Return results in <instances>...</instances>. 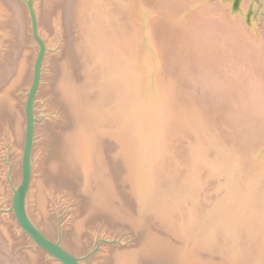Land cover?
Returning a JSON list of instances; mask_svg holds the SVG:
<instances>
[{
	"label": "bare ground",
	"instance_id": "1",
	"mask_svg": "<svg viewBox=\"0 0 264 264\" xmlns=\"http://www.w3.org/2000/svg\"><path fill=\"white\" fill-rule=\"evenodd\" d=\"M134 1L138 3L134 6L138 9L140 6L139 10L143 13L140 17L143 21L144 40L145 31H151L152 25L155 47L151 54L157 60L152 62L148 59V66L155 69L149 75L137 73L141 75L138 77H135L132 70L137 65L134 61L129 62L131 73L127 77V83L122 76L125 73L127 59L124 60V57L129 54L128 49L123 58L119 59L117 39L114 40L113 50L109 49L110 41L106 40L107 35L110 36L106 32L110 33L112 30L109 27L112 16H119L123 11L119 5L121 1L3 0L7 17L0 24L6 31L10 23L13 25L10 33H3L11 44L6 55L4 54L5 59L0 55V88L7 83L0 89V137L5 128L9 127L13 152L18 155V149L23 148L25 158L22 164L24 181L14 197V205L17 207L14 209L15 215L0 218V264H12L9 263L12 257L17 260L13 264H31L30 260L33 264H50L48 250L44 245L67 256L59 244L47 239L44 232L41 233L34 225L35 221L50 235L57 232L54 218L49 212L50 201L46 193L49 188L65 192L73 206L75 218L64 231L66 247L87 248V230L99 225L115 233L121 231L119 239L122 236L127 239L125 244L117 242L118 245L109 246L96 254L91 259L96 264H264V217L262 212L250 208L251 200L255 198V189L252 187L248 191L249 188L246 187L242 171L244 162L228 161L229 158L226 157L228 160L223 163L224 156L217 159V155H210L206 147V142H211L217 133V127L232 131L231 124H237L239 120L238 117H235L237 120H231L232 114H227L225 108H222L223 104L229 106L228 101L231 102L233 107L230 110L233 112V108L245 109L256 100L264 103V58L259 51L260 47L254 43V38L245 37L236 31L229 41L230 45H234L236 57L231 47L217 53V59H214L215 53L210 54V62L206 64L208 67L204 69L203 77L192 78L185 70V62L177 61L171 52H175L180 44H199L198 39L202 35H206L207 40L214 44H210L213 48L221 38H225L227 24L222 23L218 15L215 19H210L209 7L199 8L188 15L184 12L178 20L171 14L173 8L167 5L170 0L160 3L159 10H163V14L151 18L154 11L141 6L142 0ZM237 1L228 0V5L235 6ZM171 2L175 7L174 1ZM241 6L238 7L242 9V19L246 18L250 31L255 34V24L249 19L250 14L248 16L242 12ZM131 8L135 9L133 6ZM246 11L253 12L252 4H249ZM9 17L11 22H7ZM147 19L150 20L149 26L145 24ZM136 26L140 25L137 23ZM42 31L47 41L53 42L58 36L59 45L57 50H53L54 54L47 57V69L39 83V63L46 53L45 40L41 38ZM76 33L79 43L77 40L71 41V36ZM124 35L126 33L122 37ZM132 41L131 38L125 40L131 53L134 49ZM240 41L246 42V46H242ZM36 44L37 56L32 63L34 53L31 47ZM162 54L167 55L164 63L161 62ZM76 55L81 64L88 66L87 69L78 68ZM88 59L92 61L91 64L87 63ZM237 60H244V65L247 66L242 81L234 73L239 68ZM162 64L163 71L159 81L156 74L160 72ZM225 66L227 70H231L227 75L222 70ZM32 71L31 94L27 97V106L24 108L19 95L29 83ZM82 74L86 77H82ZM192 80L207 83L206 92L210 91L209 84L214 85L210 92L215 96L204 97L203 91L192 85ZM37 86V97L45 101L51 114L50 120L44 121L41 126L44 151L35 166L39 176L31 182L29 190L25 191L29 183L33 127L30 102ZM184 87L198 94L187 97V104L195 110L201 107L203 111L211 112V117L200 118L198 112L193 117L183 116L178 112ZM147 94L152 96L151 101L146 99ZM200 97L206 99H202L200 103ZM147 101L153 102L156 111L152 119L144 112ZM217 101L220 103L217 104ZM212 107L215 111H212ZM25 122L28 123L26 129ZM74 124L82 126L83 132L85 131L82 140L76 136ZM214 129L216 130L213 131ZM188 131L194 134V140L188 141L187 156L182 158L176 150L179 148V138H183ZM113 134L121 138L117 142L123 148L128 146L127 155L132 158H129V163L132 165V174L136 171V208L125 197L112 190V180L116 177L117 184L123 185L124 177L116 171L112 172L110 165L108 168L103 165L102 141L104 137ZM109 148L105 146L106 151ZM218 150L223 154L228 152L221 147ZM137 156L152 158L140 164L136 162ZM121 163L123 164V160ZM182 169L187 175L183 174ZM118 172H122L121 168ZM222 174H230L233 179L227 184H220L225 193L213 203L211 209L200 214L189 206L196 203L198 198L193 197L194 200L187 202V195L195 196L197 191L200 193L206 186L204 182L208 177ZM214 189L219 193L222 187L215 186ZM5 190L6 187L0 180V194ZM20 191L24 193L22 199L19 197ZM182 205L189 212V225L182 214ZM177 211L181 219L177 222L179 235H176L184 237L183 243L178 241L174 233L171 235L165 231L167 224L174 225ZM25 224L44 245L29 247L27 235L14 229ZM22 230L25 233L28 231L24 227ZM228 231L233 235L226 238ZM189 237L193 238L192 242H189ZM209 238L217 246L219 241L231 242L226 248L228 253L220 245L209 250L207 245L202 244V241L209 244ZM255 248L259 252H255L256 258L252 263L250 255ZM17 251L26 255L17 258ZM216 255L220 260L215 261L213 257ZM224 258L226 261H221ZM69 260L71 264H79V260Z\"/></svg>",
	"mask_w": 264,
	"mask_h": 264
},
{
	"label": "rangeland",
	"instance_id": "2",
	"mask_svg": "<svg viewBox=\"0 0 264 264\" xmlns=\"http://www.w3.org/2000/svg\"><path fill=\"white\" fill-rule=\"evenodd\" d=\"M119 1H121L119 5L123 9V11H122L121 15H119V16H114V17L112 16V21L109 24V27L112 28V30L110 31V33H109V31H108V33L105 31L106 34H110V36L107 35V39L106 38L105 39L108 40V42L110 41L111 45L110 44L108 45L110 50H113L112 48L114 47L113 46L114 40L117 39V42H116L118 44L117 51L120 52V53H118V56L120 57L119 59L123 58L124 52L128 49L129 54L127 53V57H124V60H125V58L127 59L126 63H125V67H124L125 73L122 76V77H124L125 81H127V83H128V80H129L128 76L131 73V68L129 66V62L134 61L135 65H137V66H133L132 70L135 72V77H138L141 75H138L137 73L144 72V73H147L149 75V73H151L152 69H155L154 67L152 68V67L148 66V63H147V61H149L148 59H151L152 62H156L157 59H156V57H154V55L152 57V54L154 53V47H155L153 31H152V27H151L152 25L150 26L151 31L149 30V31L145 32L146 33V36H145L146 40H144V33L142 32L143 21L141 18H140L141 21L139 22L140 26L139 27L135 26L137 23L134 22V19L137 21V17L140 14L139 9L141 7L139 6V9L137 7H135L134 4L135 5L138 4L135 1L130 2V4H129V0H119ZM123 1H126V2L123 3ZM163 1L164 0H142L141 6H144L145 8H151L154 11V14L151 15V18H153L156 15L164 13L163 10H161V11L159 10V9H161L160 3ZM173 1H174L175 7H173V5H172L173 3L171 2V0L169 1V3L167 5H169L173 8V10H171V14H173V16L178 20L181 19L180 15L184 12H186L185 14L188 15L192 12H195L199 8H202V7L208 8L209 7L208 9L210 10V13H211V16H209L210 19H215L216 16L218 15L221 17V22L227 24V27H225L227 29L226 35H224L225 38H221V41L219 43H217V45L214 46L213 48L211 46L214 44L207 40L206 35H202L198 39L199 44H195V43H191L189 45H186L185 43L180 44V46L177 47L175 52L174 51L171 52L173 58H175L177 61L182 60L185 62V64H186L185 70L188 73V75H190L192 78H196V77L202 78L203 77L202 73H203L204 69H206V66L208 67V65H206V64H208L210 62V61L208 62V60H210L209 59L210 54L215 53L214 59H217L219 57V55H216L217 53L219 54L223 49H225L227 47L228 48L231 47V50L234 51L233 54L235 56L236 51H235L234 45L233 46H232V44L230 45L229 41H230V38H232V36H234L236 31L240 35H245V37L254 38V40L256 41L254 43H256L258 45V48L260 47L259 51L263 54V58H264V0H239L241 2V5H242L241 7H243L242 12L245 15L248 14V16L250 14L249 19L251 18L252 22L255 24V28H256L255 34L250 31L249 24L247 21H245L246 18L242 19V16H241V10L242 9L240 7H237L235 12H233V14H231L230 7L227 3L228 2L227 0H173ZM249 3H253L252 4V6H253L252 7L253 12L252 13H247V11H246L247 5ZM132 6L135 9L131 8ZM162 9H164V8H162ZM211 9H213V10H211ZM132 10H135V12H133ZM61 13H62V9H61ZM5 17H7L6 9L3 6V0H0V23L2 20H4ZM8 21L11 22L12 19L9 17L7 22ZM145 24H146V26H149L150 20L147 19ZM11 25H13V24L10 23L8 28H7V31H6V29H2L3 27L0 24V55H2L4 59H5L4 54L10 48L11 44L8 41V39L4 37L3 33H5V32L10 33L12 31ZM113 27H114V29H113ZM107 29L109 30L108 27H107ZM240 30H242L243 32ZM41 33H42L41 38L43 40H45V51H46V53L44 54L43 58L40 60V63H39L40 64V66H39V68H40L39 83L41 82L42 74L47 69V63H46L47 57L49 55L54 54L53 50H55V49L57 50V46L59 45V42L57 41L59 39L58 36H57V39L55 41L51 42V41H47L46 36L43 34V31ZM123 33H126V35H124V37H122ZM76 35H77V33L74 34V36L73 35L71 36V41L77 40L79 43L78 36H76ZM130 38L133 40L132 42L134 45V47H133L134 49H132V53H131V51H129V49H131V48H129V46H126L129 44H127V42H125L126 39H130ZM145 43H146V45H145ZM240 43L242 46H246V42L240 41ZM96 44L97 43H93V45H96ZM210 44H212V45H210ZM138 45H139L140 50L138 49ZM36 47H38L37 44L31 47L32 52L34 53L32 63L35 62V58L37 56V50L38 49ZM145 49H146V51H145ZM73 50H75V48ZM74 53H75V51H74ZM166 57H167V55H164V54L161 55V62L162 63H164V58H166ZM75 58L78 61L77 64H78L79 69H83V68L87 69L88 66H84V64H81L80 63L81 61H79V57H77V55L75 56ZM88 60H89V62L87 61V63L91 64L92 61L90 59H88ZM237 61L239 64V68L237 69V72L235 71L234 73L238 74L237 77H240V80L242 81V75H243V72H245L244 69L247 66H245L246 62L244 60H243V62L241 60H237ZM15 64H16V62H15ZM163 65L164 64H162V66H161L162 68H161L160 72L156 74L157 80H159V78L161 77L160 75L162 74V71H163ZM226 67L227 66H225L223 68L221 67V68H222V70L224 69L223 72L224 73L226 72L225 74L227 75L231 72V70H230V68H228V70H227ZM158 69H159V67L157 68V70ZM229 70H230V72H228ZM13 73H14V71H13ZM32 74H33V71L31 72L29 83L27 84V86L22 91V94L19 95V97L23 100V101L21 100L22 101L21 103H22V106H24V108L27 106V103H26L27 97L31 94V87H32V82H33V78H32L33 75ZM12 75H11V77H12ZM82 77L85 78L86 76L84 74H82ZM10 78H9V80H10ZM87 79H89V78H87ZM88 81H90V80H88ZM196 82H198V83H196ZM191 83H192V85L195 86V88H198V89L203 91L204 97L212 98L215 96L214 94H212L210 92L211 89H214V85L209 84L210 91L206 92L207 83H205V82L200 83L199 80H192ZM233 85L237 86V84H233ZM2 88H0V89H2ZM38 90H39V86H37V88L35 89V92L32 95V100L30 102L31 112L33 115V121H32L33 127H32V134H31V141H30V159H29L30 172H29V181H28L29 183L26 185L25 191L29 190L31 182L36 177L39 176V172L35 169V166H36L37 162L39 161V159L43 156V151H44V145H43L44 135H43V132L41 131V126L44 123V121L49 119L50 114H51L50 109L47 107L45 101L42 100V98L37 97ZM237 90H240V88H237ZM182 91H183V96L185 95L186 98L187 97L189 98L193 95L198 96L196 91H192V89H189L186 87H184ZM151 98H152V96L150 94H147L146 99L151 101ZM202 99H203V97L202 98L200 97V103H202ZM205 99H203V100H205ZM150 101H147L144 112L146 114H148L150 119H152L153 116L155 115L156 111L154 109L153 102H150ZM219 103H220V101H217V104H219ZM228 103H229V106L227 104L226 105L223 104L222 108L223 109L225 108L228 115L232 114L231 120H235L237 117L239 120L236 119L237 124H236V122L234 124H231L232 131H225L224 130L225 128L221 129L220 127H217V131H216L217 133L215 134V136L213 138L214 140L212 139L211 142H206V147L208 148L209 154L221 156V155H219V152H218V148L221 147V148L226 149L228 152L235 150L236 152L235 151L234 152L236 153L235 154L236 156H263V154H264V103L263 102L258 103V101L256 100L254 103L249 104L248 107L245 109L239 107V110H236L233 108V112H231V110H230L233 107L231 102L228 101ZM234 111H237V112H234ZM222 112H225V111L223 110ZM27 124L28 123L25 122L24 129L27 128ZM227 125H229V124H227ZM74 128L76 129V136L80 140H82L83 136H84L83 133L85 132V131L83 132L82 126L74 124ZM215 130L216 129H214L213 131H215ZM9 132H10V128L6 127L5 130L3 131L1 137H0V180L6 187L5 192L0 194V218L1 217L2 218H8L10 215H15L14 214V211H15L14 210V197L16 195V192L19 189V186L24 181V179H22L23 178V176H22L23 165L22 164H23L24 158H25L24 150H23V148L18 149L19 150L18 155H16L13 152L14 145H13L12 141L9 139ZM193 135L194 134L192 132L188 131L185 133L183 138H179L180 139V141H179L180 143L178 146L179 148L176 151L180 152L181 157L183 156L182 158H186V156H187V155L185 156V154L187 153L186 152V146H188L189 140L190 141L194 140ZM151 136H152V134H151ZM118 139L121 140V138L117 137V134H113L112 136L108 135V136L103 138V141H102L103 165L105 168H106V166L108 168V166L110 165L109 167L111 168L112 172L116 171V173L118 175H120L121 177H124V183H123V185H120L119 183L117 184L118 180L116 177L114 178V181H113L109 176V179L112 180V182H111V184H112L111 186L113 188L112 190H114V192L116 191L115 193L120 195L121 197H125L126 201L131 202L132 205L136 208V205L138 204V197L136 194L137 188H136L135 177H134L136 174V171L135 172L133 171L134 175L131 172L132 167H130V166H132V165H130V163H129L130 156L127 155V153H128L127 147L128 146L126 145L127 147L124 146V148H123V146H121L120 143L117 142ZM105 146L110 147V148L106 151ZM71 155L74 156L76 154H74V155L71 154ZM71 155H69V156H71ZM78 156H80V154H78ZM148 158H152V156H137L136 159H138V160L136 162L137 163L140 162V164H142V163L146 162V159H148ZM237 158H238V160L241 159V157H237ZM122 160H123V164L121 163ZM124 161H125V164H124ZM128 163H129V165H128ZM119 167L121 168L122 172H118L120 169ZM253 169L254 168H252L251 170H253ZM184 171L185 170L182 169L183 174L187 175L186 171L185 172ZM244 174H246V173H244ZM120 176H119V178H120ZM227 180H228V176L225 174H222L219 176L215 175V176L208 177L204 182L206 184V186H204V188L200 190V193L197 191L195 193V196L192 194L191 195L192 198H191V196L187 195L185 200L187 202H189L190 200H194L193 197H197L198 200L195 201L196 203L190 204L189 206L194 208L200 214H203V212L206 213L209 209L212 208L213 203L215 201H217V199H219V197H221L222 194L225 193V189L223 188V186H220V184L221 183L224 184ZM249 185H246L247 189L249 188L248 191L251 190V187ZM215 186L222 187V189L220 190L219 193H217L215 191V189H214ZM46 193H47V197L50 201L49 212L52 215V217L54 218V226H55V228H57L56 229L57 232H55V234H53V235H50L47 232H45L42 228H40V226L37 225L35 223V221L33 220L34 225L41 233L44 232L43 235L47 239H50L52 242H54L56 244H59L63 248L64 251L68 252L75 259L79 260V262H78L79 264H96V261L91 260V259H93V257L96 254L101 253L104 249L108 248L109 246L118 245L117 242L118 243H124V244L126 243L127 239L124 236H122V238L119 239L120 235H118V234L122 233L121 231H119L120 233L119 232L115 233L114 231H112L110 229L108 230V229H106V227L99 225L97 227L90 228L87 230V235L89 238L87 248H85V247L73 248L70 245L68 246L69 248L66 247L64 245V239H65V232L64 231L67 228L68 224L75 218L72 203L68 199V197L66 196L65 192L56 191L53 188L52 189L49 188ZM23 196H24V193L21 194L20 199H22ZM120 196H119V198L123 199ZM182 209H183L182 214L185 216L184 218L189 225L190 223L188 220H190V219H189V215H187L189 212H188L186 206H184V205H182ZM15 219L18 220V218H15ZM180 219L181 218H180L179 212L177 211L176 212V221L174 222V225H173V223H171V225L165 224L166 225L165 231H167L171 235L173 233L175 235L176 234L179 235L178 234L179 232L177 231L176 226L178 225L177 222ZM206 221H208V220H206ZM14 229H16L15 231H18L21 234L27 235L26 239H28L31 242V243L30 242L28 243L29 247H34V248L39 247L38 243L30 235H28L27 232L25 233V230H22L23 229L22 226L18 227V228H14ZM114 235H116L118 237L115 238ZM177 235H176V237H177L178 241L183 243L185 241L184 237H182V236L178 237ZM232 235H233L232 232H229V234H225V236H227L226 238H228L229 236L232 237ZM262 236H264V232H263ZM189 239H190L189 242L193 241L192 237H189ZM211 241L212 240L209 238V241L207 240V242H209V244H207L205 241L204 242L202 241V244H204L205 246L207 245L206 247L209 248V250H214L219 245L223 246L225 248V250H227V251H225V253H228V249H226V248H228V246L231 244V242L224 243L223 241H219L220 244L217 246V243H216V245H214V243H212ZM256 242L258 243V241H256ZM199 244L201 245V242ZM208 246H210V247H208ZM0 247H2V246H0ZM231 249H233V248H231ZM2 251H5V249L2 248ZM253 252L254 253L250 255L252 263L254 262V260L256 258L255 257L256 255H254L255 252H256V254H258L259 250L257 248H255V249H253ZM15 253H16L17 258L19 256L25 254V253L19 252V251L15 252ZM47 254H49L47 256L49 258L50 264H63V262L61 260H59V258L55 254H53L49 251L47 252ZM218 255H222V254H218ZM218 255L213 257L215 259V261L220 260ZM12 258L13 259H11V261L9 263L13 264L14 261H17V260H16V257L15 258L12 257ZM221 261L225 262L226 260L224 258V260H221ZM30 262H31V264H33L32 260H30Z\"/></svg>",
	"mask_w": 264,
	"mask_h": 264
},
{
	"label": "water",
	"instance_id": "3",
	"mask_svg": "<svg viewBox=\"0 0 264 264\" xmlns=\"http://www.w3.org/2000/svg\"><path fill=\"white\" fill-rule=\"evenodd\" d=\"M150 10V9H149ZM153 11V10H152ZM188 99V98H187ZM185 95L182 96L181 99V103L180 105L177 107L178 112L180 114H182L183 116H192L195 114V112H198L200 115V118L202 117L203 119H205L206 117H211L210 115L212 114L211 112H205L203 111V109L201 107H197L195 110L190 104H187V100ZM211 109H213L212 111H215L214 108L212 107ZM210 109V110H211ZM196 115V114H195ZM235 150H232L231 152H224V154L218 150L219 155L221 156H215L217 159L222 158L223 156L225 157V160L223 161V163L225 161H227L228 159L226 157L229 158L228 161H239V162H244V166L242 169V171L246 174H244L245 176V180L244 182L246 183V185L251 186V188L253 187L255 189L254 194H255V198L253 197V199L251 200V205L250 208H253L254 210H258L257 212H262V215L264 217V156H236ZM223 157V158H224ZM237 157H241L240 160H238ZM132 160V158H130ZM222 160V159H221ZM252 168H254L253 170H251ZM232 173V172H231ZM235 174V173H232ZM228 180L224 183L227 184L228 181L232 178V175H228ZM236 179V178H235ZM258 189V190H256ZM21 191H20V195L21 196ZM18 196V195H17ZM14 209H17L16 205H14ZM259 215V214H258ZM262 217V216H261ZM24 229H28L27 233L28 235H30L37 243L39 244H43L40 242V240L38 239V237L32 233V231L27 227V225H23ZM44 245V244H43ZM44 247L51 253L55 254L59 260H61L63 262V264H71V261L69 259L72 260H76L72 255H70L68 252H66V255H62L60 253V251H58L57 249L45 246Z\"/></svg>",
	"mask_w": 264,
	"mask_h": 264
},
{
	"label": "flooded vegetation",
	"instance_id": "4",
	"mask_svg": "<svg viewBox=\"0 0 264 264\" xmlns=\"http://www.w3.org/2000/svg\"><path fill=\"white\" fill-rule=\"evenodd\" d=\"M132 1H134V0H129V4H130V2H132ZM228 1V0H227ZM126 1H123V3H125ZM228 3V2H227ZM249 4H253V3H249ZM249 4L247 5V8H248V6H249ZM241 5V2L238 0L237 1V5H235V6H230L229 5V7H230V12H231V14H233V12H235V10H236V8L238 7V6H240ZM253 7V6H252ZM246 8V9H247ZM143 15V13L140 11V14H139V16L137 17V21L134 19V22L136 21V23H138L139 24V22L141 21L140 20V16H142ZM140 25V24H139ZM136 26V25H135ZM143 33H144V31H142ZM146 32V31H145Z\"/></svg>",
	"mask_w": 264,
	"mask_h": 264
}]
</instances>
